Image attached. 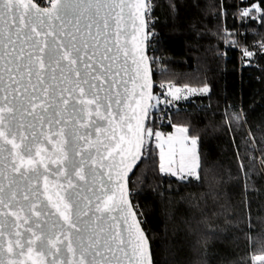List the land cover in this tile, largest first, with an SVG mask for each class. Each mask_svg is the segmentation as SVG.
<instances>
[{
  "label": "snow or ice",
  "instance_id": "1",
  "mask_svg": "<svg viewBox=\"0 0 264 264\" xmlns=\"http://www.w3.org/2000/svg\"><path fill=\"white\" fill-rule=\"evenodd\" d=\"M101 7L110 9L109 15L115 22L111 40L107 17L102 26L93 17H85L87 9L80 10L70 18L66 0H51L49 9L38 8L33 0H0V20L7 24L6 29L0 27V91L5 93L0 97V155L4 160L3 168L11 170V175L0 170V253L6 250L14 258L8 264H24L19 258L25 255L32 264H152L147 239L126 198V185L121 182L122 177L131 170V164L140 158L145 135L143 113L152 99L146 57L142 54L141 43H137V33H141L145 27L144 15L149 5L146 0H111V4L96 0V15H99ZM253 7L257 12L262 11L258 5ZM125 8L128 9L127 17ZM72 11L76 12V9ZM250 11L245 10L244 15L248 16ZM9 17L12 21L18 17L19 22H8ZM125 19L131 21V33L125 30ZM261 19L264 20V15ZM137 20L139 26L136 25ZM129 36L131 49L127 46ZM25 46L29 51L25 52ZM244 55L251 57L253 53L245 51ZM121 56L123 63H120ZM121 72L128 76V80L123 77L120 81L115 79L120 77ZM107 79L112 80L113 86L118 83L125 86L123 100L119 91L115 93V104L128 111H121L120 123L113 132L126 126L128 134L120 135L118 140L115 135L109 136L115 142L114 147L106 145V154H100L97 149L99 160L94 159L91 153L86 158L78 153L81 161L73 165L72 175L83 181V185L73 182L64 167L58 168L57 174L65 176L68 187L59 184L50 188L46 174L48 165L41 155L45 149L39 147L35 124L28 122L25 125V114L33 121H41L42 126L43 116L49 109H54L59 116L67 110L69 96L78 91L79 97L74 98L82 105L81 113H87L90 119L93 112L88 106L95 105V115L112 124L116 119L111 110L113 96L111 89L103 88ZM97 81L101 83L97 84ZM129 82L131 89L127 87ZM101 91H106L103 99L107 101L103 112L101 109L105 106L101 103ZM203 91L207 92L208 89ZM176 92L179 89L171 94L175 96ZM97 131L100 129L97 128ZM178 131L184 133L179 141L182 145L180 170L183 172L187 168L190 175L200 179L196 171L200 166L195 153L197 141L192 138V147L185 149L183 145L189 139L188 129ZM152 134V129H147V136L151 137ZM41 135H44L43 130ZM59 135H63L62 131ZM155 135L161 147L160 171L176 175L171 167L175 163L172 149L174 138L170 136L164 140L160 133ZM48 142H51V137ZM66 143L56 145L62 158L54 163L70 162L63 146ZM164 144L169 145L167 153L163 149ZM185 151L191 155L187 165L183 155ZM114 154L120 157L119 162L114 159ZM33 157L40 158L39 164L43 165L45 173H40ZM129 160L131 163H127ZM104 161H111L108 164V182L101 181L102 191L99 195L93 192L98 201L95 213L100 215L93 213L90 216L93 205L92 198L84 194L85 186H89L85 164L91 162L103 168ZM90 171L94 181L100 173L95 167H90ZM41 176L43 190L39 184ZM113 212L119 215H111ZM106 220H110L111 224L110 230L104 234V228L97 221ZM121 221L124 224L122 230L119 226ZM0 264H4V261L0 260Z\"/></svg>",
  "mask_w": 264,
  "mask_h": 264
},
{
  "label": "trees",
  "instance_id": "2",
  "mask_svg": "<svg viewBox=\"0 0 264 264\" xmlns=\"http://www.w3.org/2000/svg\"><path fill=\"white\" fill-rule=\"evenodd\" d=\"M240 6L251 11L238 22ZM262 15L264 0L149 2L155 84L164 86L170 111L154 102L148 129L168 134L184 127L198 139L200 155V179L182 180L160 171L151 142L131 178L155 264H256L264 256ZM255 45L251 57L241 56L240 48ZM176 89L195 91L170 99Z\"/></svg>",
  "mask_w": 264,
  "mask_h": 264
},
{
  "label": "water",
  "instance_id": "3",
  "mask_svg": "<svg viewBox=\"0 0 264 264\" xmlns=\"http://www.w3.org/2000/svg\"><path fill=\"white\" fill-rule=\"evenodd\" d=\"M105 2L108 4H111V0H101L102 4ZM146 2L149 5L150 0H146ZM33 3H35L37 7L40 9L51 8V6L50 7L41 6L36 0H33ZM66 3L69 5L67 15L70 18H73L75 14L78 13L80 10L87 9V11L85 12V17H88V16L93 17L102 26L104 18L107 17L108 22H109L108 36L110 40L112 39L113 33L115 31V22L112 19V17L109 15L110 9L108 7H101L99 11V15H96V0H91V5H90V0H66ZM72 9H76V12H73ZM148 11L145 12V15H144L145 27L143 28V31L141 33H137V43H141L142 54L144 57H146V64L149 70V76H150V82H151L152 99L148 101V106L146 108V111L143 113L145 135H144V142L140 150V158L136 160L135 163L131 164V170L127 171L126 176L122 177L121 182H123L126 185V190H127L126 198L129 204L131 205V210L136 213V219L140 221V228L143 231L145 238L147 239L148 254L151 258L152 264H155L151 241L149 239L147 231L145 230L142 224L140 216L133 204L131 190H130L131 178L137 171L138 167L142 164V161L145 156V151L147 148L146 146L147 145V129L149 127L151 112H152L154 97H155V77H154L152 60L150 58V48H149L150 29H149ZM127 13H128V9L125 8L126 17H127ZM0 15H2V13H0ZM8 22L18 23L19 19L17 17L15 21H12V18L9 17ZM81 22L84 23V20L82 19ZM123 23L125 25L126 32L131 33L133 31L131 21L125 19ZM136 25L139 26V20L136 21ZM0 27H4L6 29L7 24L3 20H0ZM93 32H95V26L93 27ZM101 39H103V37H101ZM128 40H129V43L127 44V46L129 49H131L132 45L130 43V40H131L130 36L128 37ZM121 42L122 43L124 42L123 36L121 37ZM27 51H29V48L25 46V52ZM101 51H103V48H101ZM129 55L131 56V51ZM137 55H139V53ZM120 63H123V56H121ZM130 64H131V60H129V65ZM115 68L116 66H114V69H113L114 71H115ZM97 71H99V69H97ZM129 75H131V73H129ZM121 77H123L124 80H128V76H125L123 72H121L120 77H115V79L117 81H120ZM34 79L35 78L33 77V80ZM5 80H7V77H5ZM96 83L100 84L101 82L97 81ZM61 87H63V85H61ZM85 87L87 88L86 85ZM124 87L125 86L123 85V83H118L116 86H113L111 79H107V82L103 83V88L105 90L111 89V93L113 96L111 110H112L113 116L116 119L112 124H109L107 119H103L95 115V111H94L95 105L88 106L89 109H91L93 112L90 119L88 118L87 113H81L80 108L82 107V105L79 103L78 99L74 98V97H79L78 91L76 93H73L71 96H69L68 93H65L66 96H69V104L66 106L67 110L63 111L62 113H60L59 116H57L54 109H49V111L45 113L43 116L42 126H41V121L39 120L33 121L32 117L27 116V114H25V118H24L25 125L27 126L28 122H32L35 124V135L40 141L39 147L45 149V151L42 152L41 155L44 157V163L48 165V170L46 174L48 175V178H49L50 188L52 186L59 185V184H63L65 188L68 187L65 176L57 174V169L64 168V167H66L68 176L73 180V182L83 185L84 184L83 181H79L77 177L72 175L73 165L78 164L81 161V155L78 153H82L85 158L91 153L94 159L99 160V155H97V149H99L100 154H106L104 152L106 145L108 147H114L115 142L110 140L109 136L115 135L116 139L118 140L120 135L128 134L126 126H123L122 129H117L115 132H113V129L116 128V125L120 123L119 116H120L121 111L122 110L125 112L128 111L126 108L124 109L118 108L117 105L115 104V99H116L115 93L117 91L121 93L120 98L121 100H123ZM127 87L131 89L132 84L129 82L127 84ZM29 91H31V89H29ZM145 92L147 93V90H145ZM4 95L5 93L3 91H0V97H3ZM99 95L102 98L101 103L105 106L104 108L101 109V111L103 112L106 110V107H107V101L103 99V97H105L106 95V91H101ZM137 98H139L138 93H137ZM9 99H11V97H9ZM61 107L63 108L65 106L61 105ZM37 111H39V109H37ZM49 120L51 121V123H49ZM132 123L134 124L135 121H132ZM97 128L100 129L99 132L97 131ZM41 130H43L44 135H41ZM61 131L63 133L62 136L59 135ZM49 137H51V142H48ZM64 141L67 142L63 146L65 147V150L67 151L70 162H67L64 164L54 163L53 161L60 160L62 158V153L56 150V145L58 143L63 144ZM86 141L88 143H86ZM33 158L37 161L36 166L39 167L40 173H45V168L43 167V165L39 164L40 158L39 157H33ZM114 159L117 162H119L120 157L114 154ZM110 162L111 161H104L105 166L103 168H100L99 164L92 165L91 162H87L85 164V170L89 173V186H85L84 194L92 198V205H93L92 212L89 213L90 216L93 215V213H95V204L98 202L95 196H93V192L99 195L100 192L102 191L100 187L101 181L103 180L105 183L108 182L107 173H108V164ZM127 163H131V161L129 160ZM3 164H4L3 156L0 155V170L5 171L8 175H11L10 168L4 169ZM90 167H95L97 171L100 173L99 175L95 177L94 181H93V177L90 171ZM113 177H114L113 182L115 183L114 172H113ZM33 183L35 184V179ZM43 183H44L43 177L41 176L39 179L41 190H43ZM119 195L120 194L117 193V197H119ZM95 215L98 216L100 214L95 213ZM111 215L118 216L119 213L113 212ZM97 223L101 224V226L104 228L105 230L104 234H106L110 230V224H111L110 220L97 221ZM119 226L121 230L124 228V224L122 221L120 222ZM20 230L23 231V228H21ZM7 239L8 237L6 235L4 238L5 248L7 244ZM10 259H14V258L10 257L9 254L6 252V250L0 253V260H3L4 264H8ZM19 259L24 261V264H32V261L28 260L26 255L20 257Z\"/></svg>",
  "mask_w": 264,
  "mask_h": 264
},
{
  "label": "rangeland",
  "instance_id": "4",
  "mask_svg": "<svg viewBox=\"0 0 264 264\" xmlns=\"http://www.w3.org/2000/svg\"><path fill=\"white\" fill-rule=\"evenodd\" d=\"M175 91L176 90H172V91L168 92V96L170 97V99H172V98L180 99L181 97L188 98L189 96H191V94L195 90H191V91H189L187 93L179 90V92H176V95L173 96L171 94V92H175ZM181 128H184V127H176L173 132L168 133V134H165L163 132H158V133L161 134V137L164 140H167V138L170 137V136L174 138L172 149H173V155H174L175 163L173 165H171V167H172L173 171L176 172V175H173L171 172H167V173L166 172H162V173L166 174V175L177 177V178L182 179V180L183 179L187 180V179H190V178H196V176L195 175H190L188 173V171H187V168H185V170L183 172H181V170H180V160H181V155H182V151H181L182 145H181V143L179 141L184 136V133L178 131V129H181ZM155 134H152L151 137L147 136V144L152 142L153 144L157 145L158 150H159V158H160V153H161L160 141L157 139ZM187 136L189 137V139L184 143L183 147L185 149H190L192 147V145H191L192 137H190L188 135V132H187ZM196 141H197V144H196V148H195V153H196V156L199 157V165H200L198 139H196ZM163 149H164L165 153H167L169 151V145L168 144H164L163 145ZM183 155H184L185 165H187L189 163V161L191 160V155L188 152H186V151L183 153ZM260 159H263V158L260 157ZM260 159H259V163H260ZM260 166H261L262 171L264 172V167L261 165V163H260ZM196 171H197V173H199V168ZM261 258L262 259H256L255 260L256 264H264V256H262Z\"/></svg>",
  "mask_w": 264,
  "mask_h": 264
},
{
  "label": "built area",
  "instance_id": "5",
  "mask_svg": "<svg viewBox=\"0 0 264 264\" xmlns=\"http://www.w3.org/2000/svg\"><path fill=\"white\" fill-rule=\"evenodd\" d=\"M36 1L43 7H50L51 6V0H36ZM243 2H244V0H239V3H243ZM248 9H250V8L247 6H240V13H239L238 22H240L241 14H244V11L248 10ZM149 29H150V24H149ZM258 48H259L258 45H255L254 49L251 50L250 52H254ZM245 51H247V50L240 48L241 56L244 55ZM156 88L159 90V94L157 95V97L156 96L154 97V102H155L157 110L164 112V113L169 112L170 107L168 105L167 93L164 92V86H162L161 84H155V90H156ZM153 105H154V103H153ZM260 163L264 167V162L262 159H260Z\"/></svg>",
  "mask_w": 264,
  "mask_h": 264
}]
</instances>
